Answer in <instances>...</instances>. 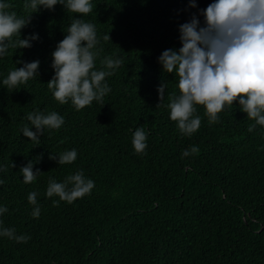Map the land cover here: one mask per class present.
<instances>
[{"label":"trees","instance_id":"trees-1","mask_svg":"<svg viewBox=\"0 0 264 264\" xmlns=\"http://www.w3.org/2000/svg\"><path fill=\"white\" fill-rule=\"evenodd\" d=\"M213 2L90 0L93 11L78 14L59 3L34 12L24 7L30 0H0L10 5L3 11L30 16L21 39L38 36L30 48L0 55V207L8 209L0 214V232L29 237L0 235V264H264V126L238 100L214 123L195 105L201 124L191 135L170 119L179 78L164 71L159 57L179 51L180 25L193 16L205 26L201 13ZM73 19L95 26L94 70L113 73L102 81L111 89L102 100L79 110L71 99L55 100L47 84L55 75L52 53ZM106 57L122 64L108 69L101 63ZM17 61H39L38 73L9 89L3 80L23 67ZM51 112L64 118L59 129L46 127L38 142L23 135L26 125L32 128L29 113ZM137 128L146 133L140 153L132 143ZM72 149L71 163L49 158ZM29 161L41 173L26 184L20 169ZM78 171L94 182L90 193L71 203L47 197L50 179L63 183Z\"/></svg>","mask_w":264,"mask_h":264},{"label":"clouds","instance_id":"clouds-1","mask_svg":"<svg viewBox=\"0 0 264 264\" xmlns=\"http://www.w3.org/2000/svg\"><path fill=\"white\" fill-rule=\"evenodd\" d=\"M58 3L71 13L88 14L93 11L90 0H66V3L65 0H30L24 7L37 12L41 6L53 10ZM9 7L7 3H0V55H6L9 48H30L31 41L38 39L37 35L20 38L21 29L30 22V16L27 19L17 18L15 12L9 14L3 11ZM190 7H196L195 0H191ZM201 14L205 18V26L200 27L199 20L193 16L190 22L180 25L182 47L179 51L168 49L159 57L164 71H175L179 78L180 95L173 93L169 97L170 119L177 122L180 132L191 135L201 124L200 117L193 116L195 105H203L209 122L214 123L225 105H233L238 100L247 117L264 126V0H215ZM14 35L17 36L15 40L12 39ZM104 39L111 37L108 34ZM97 43L95 26L81 19H73L67 35L52 53L55 75L47 83L55 100L61 104L71 99L79 110L93 100H102L111 90L102 81L113 73L94 70V57L98 52L93 49ZM17 63H23V67L11 70L3 80L9 89L27 82L38 73L39 61ZM101 63L108 69H114L122 64V60L106 57ZM157 91L161 100L165 84L162 83ZM27 119L36 131L26 125L22 129L23 135L37 142L46 127L59 129L64 124V118L56 112L47 115L29 113ZM254 128L255 124L248 130ZM145 141L144 129L137 128L132 141L136 152L145 150ZM190 151L195 153L198 148L193 146ZM189 154L187 150L183 152L184 156ZM49 158L58 164L71 163L76 160L77 152L72 149L61 153L58 158L53 155ZM20 171L26 184L33 182L41 173L39 169L33 171L32 161L21 167ZM69 185L72 187L69 188ZM93 187L94 182L78 171L67 176L63 183L50 179L46 195H56L60 200L71 203L90 193ZM36 197V192L29 193V203L35 205ZM7 211L6 207H0V214ZM39 213L40 209L36 207L32 215L38 217ZM0 235L16 239L17 242L29 239L23 235L15 236V229L9 228L3 229Z\"/></svg>","mask_w":264,"mask_h":264}]
</instances>
